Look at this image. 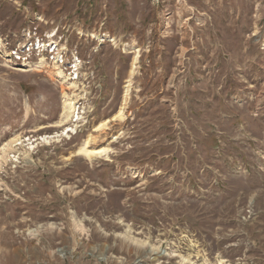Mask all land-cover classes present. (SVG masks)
I'll return each instance as SVG.
<instances>
[{
  "label": "rangeland",
  "instance_id": "obj_1",
  "mask_svg": "<svg viewBox=\"0 0 264 264\" xmlns=\"http://www.w3.org/2000/svg\"><path fill=\"white\" fill-rule=\"evenodd\" d=\"M195 262L264 264V0H0V264Z\"/></svg>",
  "mask_w": 264,
  "mask_h": 264
},
{
  "label": "bare ground",
  "instance_id": "obj_2",
  "mask_svg": "<svg viewBox=\"0 0 264 264\" xmlns=\"http://www.w3.org/2000/svg\"><path fill=\"white\" fill-rule=\"evenodd\" d=\"M68 106H69L70 109H73L74 110L73 112H75V104L73 102L68 103ZM122 112H123V108L120 109L119 113L116 116L118 117V115H121ZM115 119H117V118H115ZM102 126H103V124H100L98 126V128H100ZM103 151H105V150L104 149H91V148H88L87 146H83L80 149V152L85 153L87 156H89V158L90 157L92 158L93 156L95 157L97 154L99 155V153H101V155H102V152ZM184 260H186V259L184 258ZM184 264H186V263H184ZM192 264H196V262L195 263H192Z\"/></svg>",
  "mask_w": 264,
  "mask_h": 264
}]
</instances>
